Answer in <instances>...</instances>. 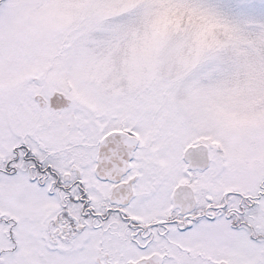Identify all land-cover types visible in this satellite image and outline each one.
Instances as JSON below:
<instances>
[{
  "label": "snow or ice",
  "instance_id": "1",
  "mask_svg": "<svg viewBox=\"0 0 264 264\" xmlns=\"http://www.w3.org/2000/svg\"><path fill=\"white\" fill-rule=\"evenodd\" d=\"M0 264H264V0H0Z\"/></svg>",
  "mask_w": 264,
  "mask_h": 264
}]
</instances>
